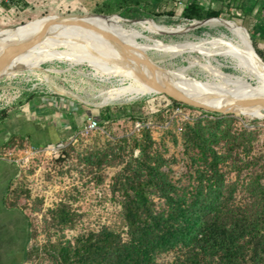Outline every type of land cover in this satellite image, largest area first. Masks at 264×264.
I'll return each mask as SVG.
<instances>
[{"label":"rangeland","instance_id":"374dc122","mask_svg":"<svg viewBox=\"0 0 264 264\" xmlns=\"http://www.w3.org/2000/svg\"><path fill=\"white\" fill-rule=\"evenodd\" d=\"M119 2L120 0H106V3L99 1L98 5L79 3L63 10L48 6L43 8L47 14L42 18L85 14L120 16L122 20L116 18L114 22H125L126 30L132 34L140 32L142 37L136 40L140 50L157 67L173 72L180 80L186 81L182 85L192 94L211 95L215 88H221L227 81L226 76L244 78L253 83L254 78L246 73L247 68L242 61L228 55L210 57L206 54V51L215 49L213 41L216 39L241 43L225 26H213L214 21L229 20L242 31L241 26L249 28L248 23L242 22L236 16L221 15V19L201 24L183 19L181 9L176 10L179 15L177 16L175 12L156 11L150 4L138 9H119ZM104 4L108 6L104 8ZM99 10L105 14H98ZM147 21L166 26L167 32H185L164 34L149 30ZM248 33L253 47L264 53V42L259 41L249 31ZM159 42L178 48L198 44V48L176 55L165 53L156 47ZM77 48L78 51L75 48L60 47L56 51L78 53L84 57L82 62L77 59H56L41 63L34 71L23 68L16 75L9 73L0 79L1 95L9 89L10 79L21 81L30 78V86L37 89L27 91L17 105H29L32 108L44 106L52 111L56 110L58 116L68 115L76 129L78 121L92 118L100 120L110 115L111 111L117 113L112 122L101 124V129L93 134L78 136L77 140L68 142L63 151L51 152L46 149L50 143L37 146L19 136L0 148V155L16 160L19 166L13 188L15 193H20V205L30 229L27 250L30 256L23 264H53L48 252L53 243L62 239L74 242L80 234L98 232L104 226H121V202L124 195L119 190L114 192L113 189L118 187L117 182L126 161L131 156L135 159L139 155L143 129L150 132L152 151L162 158L163 170L178 187L190 189L197 182L198 165L191 159L192 150L187 149L185 132L187 133L188 126L201 122L212 128L220 125L222 129L230 128L233 132L248 133L249 137L241 148L225 147L224 143L215 148L222 157L219 169L226 183L235 188L237 200L249 202L254 197L250 191L254 178L258 173L264 175V116L213 113L177 104L160 93H123L120 98L102 105L116 90L136 86L134 80L125 77L124 61L117 58L116 53H107L85 39L78 41ZM37 57L36 52L31 60ZM193 81L201 85L208 82L214 87L195 86ZM12 109L5 111L10 115ZM128 115L135 117L134 121L126 120ZM180 127L184 129L182 132L179 131ZM123 141L127 143L124 145ZM89 157H93L94 166L88 162ZM107 158L109 161L113 159V165L106 164ZM62 205L71 209L73 220L56 225L51 221V211ZM181 256L182 251L176 249L160 256L158 264H172Z\"/></svg>","mask_w":264,"mask_h":264},{"label":"trees","instance_id":"16d2710c","mask_svg":"<svg viewBox=\"0 0 264 264\" xmlns=\"http://www.w3.org/2000/svg\"><path fill=\"white\" fill-rule=\"evenodd\" d=\"M143 5L144 0H120L118 6L138 9ZM24 8L23 2L21 9ZM98 14L105 12L99 10ZM181 17L203 21L220 18L221 13L191 4L184 8ZM255 48L264 61V53ZM116 116L111 111L100 122L110 123ZM8 117L7 111H1L0 123ZM134 118L128 115L126 120ZM187 130V149L192 150L191 159L198 165L197 182L191 189L178 187L171 180L163 170L162 158L152 151L150 132L143 129L140 153L126 161L118 187L113 189L124 195L121 226H104L98 232L78 235L74 242L62 239L53 243L48 250L52 263L158 264L160 256L180 249L182 256L172 264H264V175L255 176L250 187L254 197L249 202L237 200L235 188L226 183L219 169L222 157L215 148L222 143L225 147L241 148L248 133L222 129L220 125L212 128L201 122ZM87 160L94 166L93 157ZM106 164L113 165V159ZM15 195L20 202V193ZM51 216L56 225L73 220L67 205L51 211Z\"/></svg>","mask_w":264,"mask_h":264},{"label":"bare ground","instance_id":"6f19581e","mask_svg":"<svg viewBox=\"0 0 264 264\" xmlns=\"http://www.w3.org/2000/svg\"><path fill=\"white\" fill-rule=\"evenodd\" d=\"M58 16H50L30 22L26 25L16 26L0 32V55L10 45L21 42L29 37L36 36L42 29L44 23L49 19ZM86 22L98 27L104 31L113 33L123 42L132 46V54L127 55L120 47L106 39L102 34L88 28L80 26H62L56 25L50 29V32L45 41L33 49L28 54L22 56L16 61L15 67L11 73L16 75L20 72L19 69L27 68L29 71L40 66L41 63L51 62L56 59H77L80 62L84 61V57L78 53L56 51L60 47L66 49H77V43L81 39L91 41L97 48L104 50L107 53H116L117 58L124 61L123 74L127 78L134 80L136 86L126 87L122 90H116L112 95L107 97L102 105L108 104L111 101L120 98L123 93H135L136 95L158 94L156 89L151 86L149 81L157 80L162 86H172L180 90L189 97L215 108L238 107L239 101L248 100L254 101L264 99V62L255 52L250 37L242 31L238 26L226 22L224 20L212 21L213 26H225L234 37L241 40L240 44L234 43L228 39H216L213 41L214 50L206 51V54L211 56L228 55L239 61H242L247 68V72L253 76V83L247 82L244 78L226 76L227 81L221 85V88L214 89V92L209 96L192 94L182 84L186 81L180 80L173 72L165 71L159 68L155 74H152L150 68L145 65L143 60L149 59L144 51L140 50L136 40L142 37L140 32L130 33L125 28V22L116 24L114 19L120 16L114 15L110 18H100L96 16L82 17ZM77 18H70L67 21H76ZM217 20V19H216ZM127 22V21H126ZM149 30H155L164 34H181L185 31L172 30L167 32V28L162 27L153 21H147ZM209 24V23H208ZM207 26V25H206ZM160 33V34H161ZM157 34V33H156ZM159 34V33H158ZM211 43V42H210ZM156 47L164 50L165 53L182 54L193 48H198V44L186 45V47H174L159 42ZM185 49V50H184ZM211 49V48H210ZM50 51V52H49ZM75 51V50H74ZM38 53L36 59H32L35 53ZM76 52V51H75ZM97 52V51H96ZM99 52V51H98ZM102 53V52H101ZM79 55V56H78ZM82 55V54H81ZM92 55V54H91ZM89 56V55H88ZM116 56V55H115ZM150 60V59H149ZM118 61V60H116ZM151 61V60H150ZM108 62V61H105ZM109 63V62H108ZM108 68V67H106ZM112 68V67H111ZM35 73V72H34ZM244 77V76H243ZM193 85L205 88H213L214 85L206 82V85L198 84L197 81L192 82ZM236 87L235 89L232 87ZM117 91L119 93H117ZM116 93V94H115ZM117 95V96H116ZM114 96V97H113ZM239 115H257L264 116V105H253L244 108H237Z\"/></svg>","mask_w":264,"mask_h":264},{"label":"crops","instance_id":"0c3cea01","mask_svg":"<svg viewBox=\"0 0 264 264\" xmlns=\"http://www.w3.org/2000/svg\"><path fill=\"white\" fill-rule=\"evenodd\" d=\"M99 1L106 3V0H24L26 4L24 9L10 8L6 12L0 9V32L42 18L47 14L43 11L44 7L49 6L53 9L63 10L64 8L70 9L79 3L82 5L95 3L98 5ZM144 2L150 4L152 9L162 12L166 10L176 13V10L181 9L182 14L185 7L197 4L205 9L220 12L221 15L236 16L242 22L248 23L249 28H246L253 36L264 42V0H144ZM86 15L88 14L84 16ZM177 16L179 15L177 14ZM81 122L83 121L77 122L78 128ZM77 130L68 115L60 114L58 116L56 110L52 111L47 107L44 108V106L42 108H32L29 105H16L8 119L0 123V148L15 136L38 146L66 141ZM18 171L19 166L17 164L0 161V200L3 187L15 183ZM18 218L21 221L20 226L24 230L14 249L16 256L13 264L24 263L30 242V229L25 214L21 213Z\"/></svg>","mask_w":264,"mask_h":264},{"label":"water","instance_id":"95a60500","mask_svg":"<svg viewBox=\"0 0 264 264\" xmlns=\"http://www.w3.org/2000/svg\"><path fill=\"white\" fill-rule=\"evenodd\" d=\"M58 16V15H56ZM82 16L84 15H66V16H59V17H53L46 21L44 23L42 29L40 32L33 37H29L21 42H18L16 44L10 45L7 47L4 52L0 55V79L4 78L7 76L10 72L13 71L16 61L21 58L22 56L28 54L31 52L33 49H35L37 46L42 44L45 39L47 38L50 29L53 26L56 25H62V26H80L88 29H92L100 34H102L106 39L116 43L120 49L125 52L127 55L132 54V46L123 42L120 38H118L116 35L113 33H110L108 31H104L98 27H95L94 25L86 22ZM98 16H104V17H110L106 15H98ZM70 18H77L76 21H67L70 20ZM213 19H221V18H210L206 19L203 21H194L195 23H206L210 20ZM224 20V19H223ZM226 22H229V20H224ZM16 27V26H15ZM14 27V28H15ZM245 31L246 28H244ZM145 65H147L152 74H155L156 71L159 69L152 61L149 59L143 60ZM264 62V61H263ZM152 87L156 89V91L160 94H164L170 99L183 104L187 105L193 108L197 109H202L205 111L213 112V113H218V114H224V115H239V111L237 108H244V107H249L253 105H264V99H259V100H254V101H248V100H243L239 101L238 107H226V108H215L209 105H206L204 103H201L199 101H196L195 99L189 97L188 95L184 94L180 90L176 89L175 87L172 86H162L157 80H152L149 81Z\"/></svg>","mask_w":264,"mask_h":264},{"label":"built area","instance_id":"2783aa9c","mask_svg":"<svg viewBox=\"0 0 264 264\" xmlns=\"http://www.w3.org/2000/svg\"><path fill=\"white\" fill-rule=\"evenodd\" d=\"M24 0H0V9L4 12L6 10L13 9H21V5ZM45 65V64H43ZM32 81L30 78L23 79L21 81H17L16 78H12L9 81V89L3 91L0 95V112L5 111L7 109H12L13 106H16L24 97L27 91H32L37 89L35 86H30ZM32 87V88H31ZM106 124H109L106 122ZM140 126L139 124L137 125ZM101 129V122L96 118L89 119L88 121H83L79 125L78 130L66 141H59L56 143H50L47 145L46 149L49 151H63L67 146L68 142L72 141L73 139L77 140L78 136H88L93 134ZM184 129L182 127L179 128V131L182 132ZM0 159H8L10 161H14L7 156L0 155ZM14 162L17 163L15 160Z\"/></svg>","mask_w":264,"mask_h":264},{"label":"flooded vegetation","instance_id":"af4514ba","mask_svg":"<svg viewBox=\"0 0 264 264\" xmlns=\"http://www.w3.org/2000/svg\"><path fill=\"white\" fill-rule=\"evenodd\" d=\"M0 161L17 164L8 159H0ZM4 187L0 200V264H13L16 256L14 249L24 230L20 226L21 221L18 217L24 212L13 185L10 183Z\"/></svg>","mask_w":264,"mask_h":264}]
</instances>
